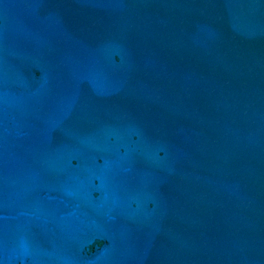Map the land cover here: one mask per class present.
<instances>
[{
  "label": "water",
  "instance_id": "water-1",
  "mask_svg": "<svg viewBox=\"0 0 264 264\" xmlns=\"http://www.w3.org/2000/svg\"><path fill=\"white\" fill-rule=\"evenodd\" d=\"M0 264H264V0H0Z\"/></svg>",
  "mask_w": 264,
  "mask_h": 264
}]
</instances>
